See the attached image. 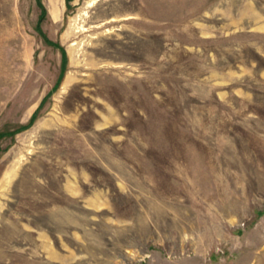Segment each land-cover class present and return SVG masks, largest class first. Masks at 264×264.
Here are the masks:
<instances>
[{
	"label": "rangeland",
	"instance_id": "obj_1",
	"mask_svg": "<svg viewBox=\"0 0 264 264\" xmlns=\"http://www.w3.org/2000/svg\"><path fill=\"white\" fill-rule=\"evenodd\" d=\"M41 3L0 0V264H264V0Z\"/></svg>",
	"mask_w": 264,
	"mask_h": 264
},
{
	"label": "trees",
	"instance_id": "obj_2",
	"mask_svg": "<svg viewBox=\"0 0 264 264\" xmlns=\"http://www.w3.org/2000/svg\"><path fill=\"white\" fill-rule=\"evenodd\" d=\"M37 3H38V5H39V7L41 8V9H43V5H42V3H41V0H37ZM44 11V10H43Z\"/></svg>",
	"mask_w": 264,
	"mask_h": 264
},
{
	"label": "bare ground",
	"instance_id": "obj_3",
	"mask_svg": "<svg viewBox=\"0 0 264 264\" xmlns=\"http://www.w3.org/2000/svg\"><path fill=\"white\" fill-rule=\"evenodd\" d=\"M54 2V1H53ZM56 8V7H55ZM55 10V9H54ZM56 13V10L54 11V14Z\"/></svg>",
	"mask_w": 264,
	"mask_h": 264
}]
</instances>
